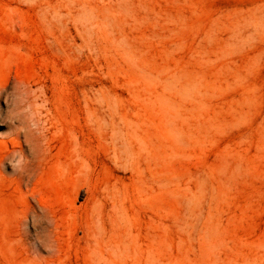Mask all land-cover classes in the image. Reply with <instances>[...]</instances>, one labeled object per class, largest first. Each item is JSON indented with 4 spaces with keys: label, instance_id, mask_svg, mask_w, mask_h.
<instances>
[{
    "label": "rangeland",
    "instance_id": "obj_1",
    "mask_svg": "<svg viewBox=\"0 0 264 264\" xmlns=\"http://www.w3.org/2000/svg\"><path fill=\"white\" fill-rule=\"evenodd\" d=\"M0 78L15 81L2 103L0 140L27 118L18 113L17 83H46L51 121L61 132L54 161L75 158L78 136L85 164L74 191L54 171L20 187L14 163L0 165V264H154L145 250L154 233L147 226H158L159 215L158 264H264V0H0ZM92 105L101 115L97 122L86 117ZM107 109L116 112V123L121 114L146 123L155 116L154 125L162 120L157 128L137 126L141 137L160 132L162 159L136 137L137 144L132 139V147L115 153ZM146 167L162 176L159 213ZM32 191L53 207V224L41 211L30 213ZM105 194L114 195L121 212ZM118 240L127 246L118 247Z\"/></svg>",
    "mask_w": 264,
    "mask_h": 264
},
{
    "label": "bare ground",
    "instance_id": "obj_2",
    "mask_svg": "<svg viewBox=\"0 0 264 264\" xmlns=\"http://www.w3.org/2000/svg\"><path fill=\"white\" fill-rule=\"evenodd\" d=\"M64 25V24H63ZM63 25H62V23H61V27H63ZM65 26V25H64ZM66 27V26H65ZM64 28V27H63ZM75 30H76V32H77V36H79V34H80V36H82L81 34H82V29H81V27L79 26V25H75ZM73 37V36H72ZM73 40H71V42H72V45H73V47H74V51H75V53H76V56H77V58H79V56H80V51L82 50V48L80 47V45H82V43L80 42L79 43V41H78V38L77 37H75V38H72ZM81 39V38H80ZM69 44V43H68ZM68 46V45H67ZM73 47H70V48H72L73 49ZM57 49H58V47H56ZM61 48V47H60ZM62 51V50H61ZM61 51H59V52H61ZM58 52V53H59ZM70 52H72V51H70ZM60 54V53H59ZM66 54V53H65ZM71 56V55H70ZM75 56V57H76ZM81 57V56H80ZM67 58V57H66ZM72 58V57H71ZM70 59V58H69ZM74 59V58H73ZM76 59V58H75ZM77 61V60H76ZM59 74V73H58ZM48 75V74H47ZM59 78V77H58ZM44 79V78H43ZM52 80V79H51ZM50 80V81H51ZM59 80H60V78H59ZM62 80H63V78H62ZM14 83L15 81H12V80H9V79H2V78H0V114L2 113V103H3V101H8V99H9V97H10V85H11V83ZM64 84V83H63ZM62 84V85H63ZM60 85V84H59ZM67 85V84H66ZM16 88H17V93H19L20 94V96H21V103L19 104V111H18V113H23L24 115H26V119L24 120V121H20V119L18 120V122H16L14 125H13V129L4 137V139L3 140H0V146H4V154L2 155V156H0V165L1 166H5L6 164H7V162L8 161H11L12 163H14L13 165H14V168H15V182L18 184V186H29L30 184H31V182H32V180H33V178L34 177H36L37 178V180L39 181L40 179H43V176L45 175V173H46V171H49V172H51V171H54L55 173H57V175H58V178L60 179V180H64V181H67V182H71L73 185H74V187H73V191L75 190L74 188H76V189H79L81 186H82V183H83V171H82V167L85 165L84 163H82V162H84V160H82V157H81V150H80V138L81 137H78V136H73V141L75 142V144L78 146V149H76L77 147L73 144V146H75L74 148L77 150H75L74 148H73V146H72V148L74 149L73 150V152H76V155H75V158H73V159H75V161H72L73 159H70V158H68V159H66V160H62V161H59V159L57 160V161H54V152H53V150H54V142H55V139H56V136L59 134V132H60V129H59V127H57V126H55L54 125V121L55 120H53V122L51 121L52 119H51V114H52V110H53V106H52V102H51V99H50V97H49V93H48V88H47V84L46 83H36V84H32V83H30V82H18L17 83V86H16ZM64 88V87H63ZM66 88V87H65ZM87 88V87H86ZM89 89V88H88ZM92 89H94V87L92 88ZM93 91V90H92ZM88 92V91H87ZM94 92V91H93ZM16 93V94H17ZM78 103H79V105L82 103V95H83V90H82V88L81 87H79V89H78ZM90 93V92H89ZM92 94V93H91ZM95 94H97V93H95ZM90 95V94H89ZM14 96H15V94H14ZM17 96V95H16ZM85 96V95H84ZM86 96H88V94L86 95ZM94 96V98H93V100H96V101H98L99 103H98V105H100V101H99V99H98V97L96 98V96L95 95H93ZM98 99V100H97ZM85 100V99H84ZM96 101H94V102H96ZM92 102V101H91ZM112 102V101H111ZM65 103V102H64ZM84 103H86V101L84 102ZM83 103V104H84ZM110 103V102H109ZM109 103H107L106 105H108ZM112 103H114V102H112ZM117 102H115L112 106H115V108L114 107H112L111 106V104H110V108H112V110L113 109H117V104H116ZM97 104V103H96ZM120 104V103H119ZM138 104V103H137ZM141 104H144V103H141ZM67 105V104H66ZM85 105H87V104H85ZM145 105V104H144ZM148 105V104H147ZM147 105H145V106H147ZM83 106V105H82ZM81 106V107H82ZM86 107V106H85ZM84 107V108H85ZM88 107V106H87ZM102 107V106H101ZM124 107V106H123ZM139 107V106H138ZM138 107H136V108H138ZM144 107V106H143ZM148 107L149 106H147V107H145V108H147V110H148ZM154 107V106H153ZM153 107H151V108H149V110L151 109L152 110V108ZM157 107V106H156ZM107 108V107H106ZM105 108V109H106ZM128 108V107H127ZM130 108V107H129ZM133 108V107H132ZM139 108H141V107H139ZM138 108V109H139ZM155 108V107H154ZM159 108V107H158ZM101 109V108H100ZM103 109H104V107H103ZM102 109V110H103ZM134 109V108H133ZM137 109V110H138ZM160 109V108H159ZM158 109V110H159ZM87 112H86V108H85V112H86V114L88 113V115L86 116V117H88V119L89 118H91V119H93L94 118V121L95 122H97L95 119H98L97 118V115L99 116V114H97L98 112H97V109H96V107H94L93 105L92 106H90L89 107V109L87 108ZM109 109H107V111H108ZM112 110L110 109L109 111H111L109 114H110V117L112 118H110V117H108L109 119H111L110 120V125H109V129H108V137H109V140L110 141H108V142H110L113 146H112V149H113V151L116 153V152H118V150H121L120 152H121V154L122 153H124L122 150H124V149H126L127 147H132L133 146V144H132V139L133 140H135L136 141V144L138 143V144H140V143H146V141H147V143L148 142H150V144H151V146H150V148L151 149H153V151H154V157L153 158H155L156 157V159H159V158H157L158 156H160V154H159V149H160V146H162L161 145V134H160V132L158 133V131H154V132H151V131H147L146 132V135L144 136V137H141L140 135L142 134L141 132H140V135H139V133H138V131H137V126H140V125H142V124H145L146 123V120H139L138 119V117H137V119H133L132 117H128L127 115H125V114H121L120 115V118H121V116H122V121H120L119 120V122L121 123H116V121L114 120L115 119V117L113 116V114L114 113H116V112H112ZM137 110H135V112H137ZM144 110V109H143ZM150 110V111H151ZM156 110V109H155ZM66 111V110H65ZM128 111V110H127ZM126 111V112H127ZM131 111V110H130ZM134 111V110H133ZM150 111L148 112V113H150ZM153 111V110H152ZM118 112V111H117ZM121 112V111H120ZM135 112H134V114H133V112H132V114L131 115H136V114H138V113H136L135 114ZM105 113H107V112H105ZM128 113V112H127ZM152 113V112H151ZM155 113V112H154ZM157 114H158V112H156ZM159 113H160V111H159ZM90 114V115H89ZM119 114V113H118ZM130 114V113H129ZM141 113H139V115H140ZM153 114V113H152ZM152 114H150L149 116H151ZM156 114V115H157ZM54 115H55V113H54ZM105 115V114H104ZM103 115V116H104ZM107 115V114H106ZM148 115V114H147ZM91 116V117H90ZM101 116V115H100ZM99 116V117H100ZM148 116V117H149ZM161 116V115H160ZM116 117H117V115H116ZM142 117V116H141ZM144 117V116H143ZM146 117V116H145ZM144 117V118H145ZM152 117V120H153V118H156L155 116L153 117V116H151ZM158 117V116H157ZM19 118V117H18ZM23 117H21V120H23L22 119ZM103 118V117H102ZM106 118V117H105ZM105 118L103 119V120H105ZM119 118V119H120ZM159 118V117H158ZM0 119H1V117H0ZM87 119V120H88ZM151 119V118H150ZM151 120V121H152ZM159 120V119H158ZM157 120V121H158ZM90 120H88L87 122H89ZM150 120L149 121H147V123H148V125L149 124H153V122H151ZM159 123L161 122L162 123V120L161 121H158ZM157 122V125H156V123H155V125L153 124V127L155 126L156 128L158 127V123ZM90 123H93V122H90ZM147 123H146V126H147V128H148V125H147ZM56 124V123H55ZM97 124V123H96ZM99 124H101V123H98L97 124V126L99 125ZM104 124V123H103ZM160 125V124H159ZM96 126V128L98 129L99 127H97ZM99 126H101V125H99ZM107 127H108V125H106ZM106 126H103L102 125V130H104L103 129V127L105 128ZM150 126V125H149ZM106 127V128H107ZM152 127V126H151ZM92 128H94L95 129V126L94 127H92ZM101 128V127H100ZM144 128V127H143ZM141 128H139V130H140ZM146 129V128H145ZM162 129V128H161ZM160 129V131L162 132V130ZM76 130V129H75ZM78 130V129H77ZM96 130V129H95ZM101 130V129H100ZM99 129H98V131H100ZM142 130V129H141ZM147 130V129H146ZM97 131V132H98ZM69 132V131H68ZM145 132V131H144ZM61 133V132H60ZM72 133V132H71ZM105 133V132H104ZM70 134V133H69ZM96 134V133H95ZM160 134V135H159ZM71 135V134H70ZM72 135H74V134H72ZM71 135V136H72ZM98 135H101V134H99L98 133ZM106 135V134H105ZM148 135V136H147ZM67 136H68V134H67ZM104 136V135H103ZM139 136H140V141H139ZM3 137V136H2ZM106 137V136H105ZM138 139V142H137V139ZM148 139H147V138ZM69 138V137H68ZM96 138V137H95ZM107 138V137H106ZM70 139V138H69ZM72 140V139H71ZM108 140V139H107ZM107 140H105L104 142H106V144H107ZM149 140V141H148ZM73 142V143H74ZM141 144L142 145V147L141 148H143V146H144V149H146L145 148V144ZM132 144V145H131ZM135 144V145H136ZM109 145V144H108ZM136 147V146H135ZM140 147V145L138 146V148ZM148 147V146H147ZM137 148V149H138ZM162 148V147H161ZM111 149V150H112ZM144 149H139V150H144ZM72 150V149H71ZM68 151H70V149L68 150ZM108 151H110V149L108 150ZM133 151H136V150H134L133 149ZM133 151H131L132 153H133ZM146 151H148V150H146ZM146 151H143V152H146ZM153 151H150L151 153H153ZM72 152V151H71ZM113 152V153H114ZM137 152V151H136ZM140 152V151H139ZM114 153V157H115V155H117V154H115ZM147 153H149V151L147 152ZM134 154H135V152H134ZM113 155V154H112ZM125 155V154H124ZM65 156V155H64ZM72 156V155H71ZM111 156V155H110ZM119 156V155H118ZM134 156V155H133ZM146 156V155H145ZM144 156V157H145ZM149 156V155H148ZM124 157V156H123ZM135 157H136V155H135ZM125 158V160H124V162H126V161H128V160H126V157H124ZM123 158V159H124ZM127 158H131V157H127ZM113 159V158H112ZM115 159H118L119 160V158L117 157H115ZM114 159V160H115ZM138 159V158H137ZM137 159H136V161H137ZM150 159H151V157H150ZM156 159H154V160H156ZM160 159H162V158H160ZM160 159H159V161H160ZM113 160V161H114ZM130 160V159H129ZM132 160V159H131ZM149 160V159H148ZM153 160V159H152ZM153 160V161H154ZM117 161V160H116ZM115 161V162H116ZM119 161H122V160H119ZM135 161V162H136ZM114 162V163H115ZM89 163V162H88ZM113 163V164H114ZM131 163V162H130ZM149 163V162H148ZM84 164V165H83ZM127 164V163H126ZM136 164V163H135ZM135 164H133V165H135ZM156 165H153V166H156V167H158V166H160L159 165V163H155ZM118 165H120V164H118ZM89 166V165H88ZM116 166V165H115ZM126 166V165H125ZM146 166H148L149 167V165H146ZM152 166V167H153ZM86 167V166H85ZM131 167H133V166H131ZM137 167H138V165H137ZM156 167L154 168L155 169V172L153 171V170H149L150 168H151V165H150V168L148 169L147 167H146V169L147 170H149L151 173H152V177H154V180H152L150 177H149V179H151L152 181L151 182H153V186H154V183H155V185H156V188H155V193L157 194H155L154 196H155V200H156V202H155V206H156V208L159 210V211H157L158 213L160 212V209L162 210V208H161V195H162V176H160V172L158 171H156ZM90 168V167H89ZM133 168H135V166L133 167ZM159 168V167H158ZM86 169V168H85ZM84 169V170H85ZM140 168L138 167V171H139V174H140V170H139ZM94 170V169H93ZM137 170V169H136ZM135 170V171H136ZM143 170V169H142ZM132 171V170H131ZM137 171V172H138ZM157 172V173H156ZM151 173H150V176H151ZM155 173V174H154ZM87 174V173H86ZM136 174H138V173H136ZM88 175V174H87ZM89 178V177H88ZM131 179V178H130ZM55 180V179H54ZM85 180H87V179H85ZM137 180V179H136ZM139 180V179H138ZM116 181V180H115ZM92 182V181H91ZM91 182H90V184H91ZM111 182V181H110ZM113 182V181H112ZM111 182V183H112ZM96 183V182H95ZM116 183V182H115ZM143 184H144V182H142ZM87 184V183H86ZM142 184V185H143ZM106 185V184H105ZM105 185H103V189L105 190V191H107L106 190V186ZM107 185H109V184H107ZM113 185V184H112ZM116 185V184H115ZM139 185V184H138ZM137 185V186H138ZM137 186H136V188H137ZM145 186V185H144ZM148 186V185H147ZM146 186V187H147ZM72 187V186H71ZM105 187V188H104ZM114 187V189L116 188L117 189V187L116 186H113ZM123 187V186H122ZM150 187H151V185H150ZM91 188V187H90ZM108 188H110V187H108ZM103 189L101 190V192L103 191ZM90 190V189H89ZM113 189H111V191H112ZM140 190H141V187H140ZM139 190V191H140ZM143 190V189H142ZM141 190V191H142ZM151 190H152V188H151ZM117 191L119 192V189L118 190H116V193H117ZM138 191V190H137ZM150 191V190H149ZM153 191V190H152ZM23 192V191H22ZM70 193H72V192H70ZM89 193V192H88ZM103 193V192H102ZM109 193V192H108ZM144 193V192H143ZM111 194H115V192L114 193H111ZM80 195V194H79ZM98 195V194H97ZM106 196H107V198L108 197H110L109 196V194L107 195V194H105ZM117 195H120L119 193H117ZM122 195V194H121ZM141 195V194H140ZM139 195V196H140ZM99 196V195H98ZM114 196V195H113ZM112 196V197H113ZM146 196V195H145ZM24 197V196H23ZM71 197V196H70ZM100 197V196H99ZM98 197V198H99ZM112 197H111V199H112ZM31 198L34 200V202H35V205L31 208V210H30V213H39L40 211L44 214V215H46L49 219H50V222L49 223H52V220L54 219V209H53V207L52 206H50V205H48V204H46L45 202H43V201H41L40 199L41 198H39V193H36V192H33L32 191V194H31ZM95 198H97L96 196H95ZM117 198V197H116ZM145 198V197H144ZM143 198V199H144ZM101 199V198H100ZM105 199H106V197H105ZM111 199H109L108 198V200H109V202H110V200ZM118 199V198H117ZM138 199V198H137ZM66 200V199H65ZM96 200V199H95ZM98 200V199H97ZM100 201V200H99ZM72 202V201H71ZM107 202V201H106ZM116 202L117 201H115V199H114V197H113V201L111 200V208H112V210L115 212V208H116V206H117V204H116ZM100 203V202H99ZM98 203V204H99ZM92 204H94V203H92ZM91 204V205H92ZM101 204H102V202H101ZM100 204V205H101ZM105 204V203H104ZM119 204H120V202H119ZM68 205V204H67ZM107 205V204H106ZM69 206V205H68ZM95 204L92 206L94 209H95ZM109 206V205H108ZM107 206V207H108ZM91 207V211H92V208ZM106 207V208H107ZM122 207V206H121ZM101 208H104V207H102V205H101ZM100 208V209H101ZM114 208V209H113ZM69 209V208H68ZM116 209H118V208H116ZM156 209V210H157ZM74 210V209H73ZM105 211V209H101V211ZM118 210H120V208L118 209ZM123 210H124V208H123ZM122 210V211H123ZM155 210V211H156ZM96 211V210H95ZM103 211V212H104ZM112 211V212H113ZM68 212V211H67ZM89 212V211H88ZM113 212V213H114ZM118 212V211H117ZM120 212H121V210H120ZM119 212V213H120ZM124 212V211H123ZM126 212V211H125ZM91 213V212H90ZM109 213V212H108ZM119 213H115V214H118L120 217H121V215L119 214ZM68 214H70V213H68ZM92 214V213H91ZM91 214H90V216H91ZM100 214V213H99ZM106 214V213H105ZM31 215V214H30ZM89 215V214H88ZM94 215V214H93ZM96 215H98V213H96ZM102 215V214H101ZM100 215V216H101ZM108 216H109V214H107ZM67 216H69L70 217V215H67ZM89 216V217H90ZM100 216H99V219H100ZM159 216H161V215H159ZM158 216V226L157 225H155V227H156V230H155V227H154V225L153 226H147L148 227V229H147V231L149 230V228H151V230L152 231H154V233L153 232H151L152 234V236H151V238H152V240H151V238H149L148 236H147V240H149V242H150V240L153 242H148V244H151V246H152V249H151V251H149L150 249L149 248H147V249H145V250H148V251H146V253L147 252H151L152 253V257L149 255V253H147L151 258H153L152 260H156L157 262L155 263L154 261L152 262V263H154V264H158L161 260H160V256H161V254H160V252H159V250H160V247H161V243H162V235H161V232H162V230H161V220H160V217ZM92 217V216H91ZM90 217V218H91ZM118 217V216H117ZM119 217V218H120ZM45 218V217H44ZM95 218V217H94ZM105 218H107V217H105ZM102 219V218H101ZM100 219V220H101ZM104 219V218H103ZM116 219V218H115ZM115 219H114V223L116 222L115 221ZM95 220V219H94ZM94 220H92V221H94ZM106 220V219H105ZM104 220V221H105ZM117 220V219H116ZM121 220V219H120ZM120 220L118 219L117 221H118V223H120ZM156 220V219H155ZM91 221V224L93 223ZM96 221V220H95ZM107 221V220H106ZM105 221V222H106ZM112 221V220H111ZM27 222V221H26ZM90 222V221H89ZM88 222V223H89ZM97 222H98V216H97ZM113 222V221H112ZM101 223V222H100ZM117 223V222H116ZM154 223V222H153ZM156 223V222H155ZM53 224V223H52ZM157 224V223H156ZM186 224V223H185ZM95 225H96V227H98L97 225H99V224H97V223H95ZM102 225H104V224H102ZM106 225V224H105ZM120 225L122 226V224L120 223ZM127 225V224H126ZM126 225H124V226H126ZM130 225V224H129ZM133 225V224H132ZM190 225V224H189ZM94 226V225H93ZM192 226V225H191ZM87 227H89V226H87ZM103 227V226H102ZM105 227V226H104ZM115 227V226H114ZM119 227V226H118ZM128 226H126V228H127ZM130 227V226H129ZM128 227V228H129ZM189 227V226H188ZM85 228H86V226H85ZM90 228V227H89ZM107 228V227H106ZM115 228H117V227H115ZM126 228H125V230H126ZM127 228V229H128ZM132 228V227H131ZM131 228H130V230H131ZM153 228V229H152ZM58 228H56V230H57ZM97 229V228H96ZM111 229V228H110ZM110 229H109V231H110ZM185 229H186V227H185ZM86 230V229H85ZM92 230H93V228H92ZM92 230H89L88 229V231H92ZM100 229H97V231H99ZM121 230V229H120ZM125 230L123 231V229H122V231L123 232H125ZM191 230V229H190ZM59 231V230H58ZM88 231H87V233L86 234H88ZM108 231V232H109ZM112 233H113V231H111ZM111 232H109V234L111 233ZM126 232H127V230H126ZM143 232V231H142ZM185 232V231H184ZM188 232V231H187ZM190 232V231H189ZM84 233H85V231H84ZM91 233V232H90ZM96 233V232H95ZM111 233V234H112ZM118 233V232H117ZM130 233V232H129ZM128 233V234H129ZM137 233H139V232H137ZM144 233V232H143ZM53 234H55L54 232H53ZM119 234H121L120 232H119ZM118 234V235H119ZM125 234H127V233H125ZM134 234V233H133ZM145 234L146 235H148L147 234V232H145L144 233V236H143V238L145 237ZM149 234H150V232H149ZM89 235V234H88ZM93 235H95L94 233L92 234V237H93ZM98 235V237H99V233L98 234H96L95 236H97ZM101 235H103V234H101ZM113 235H114V233H113ZM131 235H132V233H131ZM136 235V234H135ZM141 235V234H140ZM115 236H116V234H115ZM201 236L202 235H200V238H201ZM89 237H91V235H89ZM102 237V236H101ZM117 237V236H116ZM130 237V236H129ZM132 238H133V240L136 238V236L135 237H133V235L131 236ZM113 238V237H112ZM118 238V237H117ZM120 238H122V237H120ZM124 239H125V237H123ZM146 238V237H145ZM109 239H110V237L109 238H107V241H106V243H108L109 242ZM116 239V238H115ZM128 239V238H127ZM137 239V238H136ZM135 239V241L136 242H138L137 240ZM117 240V239H116ZM116 240H112V241H116ZM120 240V239H119ZM119 240H118V242H119ZM123 240V239H122ZM54 241V240H53ZM104 241V242H105ZM127 241V240H126ZM123 242H124V240H123ZM122 241H121V243H123ZM129 242V241H128ZM55 243V242H54ZM120 242L117 244V246L119 247L120 245L119 244H121ZM127 242H124V244H126ZM138 243H140V240H139V242ZM142 243V242H141ZM140 243V244H141ZM135 244H137V243H135ZM143 244H144V242H143ZM147 244V243H146ZM103 245V244H102ZM109 244H106V246L108 247V248H110V246H108ZM122 246H127V245H123V244H121ZM129 245H130V243H129ZM145 245V244H144ZM105 246V245H104ZM115 247L114 249H117L118 247ZM121 246V247H122ZM113 247V246H112ZM111 247V248H112ZM135 247H137V245H135ZM140 247V246H139ZM147 247V246H146ZM138 248V247H137ZM113 249V250H114ZM140 249H142V248H140ZM144 250V249H143ZM160 251H162V249L160 250ZM160 254V255H159ZM148 256V258H147V260L149 261V259H151L150 257Z\"/></svg>",
    "mask_w": 264,
    "mask_h": 264
}]
</instances>
